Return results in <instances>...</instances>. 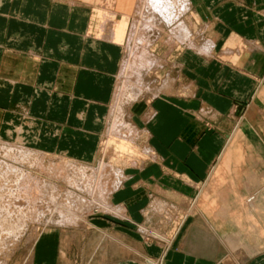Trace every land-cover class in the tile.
<instances>
[{"label":"crops","instance_id":"crops-1","mask_svg":"<svg viewBox=\"0 0 264 264\" xmlns=\"http://www.w3.org/2000/svg\"><path fill=\"white\" fill-rule=\"evenodd\" d=\"M188 1L213 39L181 53V76L167 74L151 99L145 130L159 162L127 167L135 175L122 169L113 217L87 227L94 242L56 226L40 236L30 264H264V0ZM103 10L99 1L0 0V139L96 154L125 58L116 21L106 35L95 29ZM246 104L239 130L235 114ZM147 221L142 231L168 241L143 242L137 227Z\"/></svg>","mask_w":264,"mask_h":264},{"label":"rangeland","instance_id":"rangeland-1","mask_svg":"<svg viewBox=\"0 0 264 264\" xmlns=\"http://www.w3.org/2000/svg\"><path fill=\"white\" fill-rule=\"evenodd\" d=\"M87 1H99L104 8L95 13V29L99 35L108 34L113 29L112 22L116 21L114 28L117 32L121 31L119 33L125 50L114 98L108 107L105 128L96 145V154L86 158L38 151L31 143L34 141L0 139V165L5 169L19 170H7L9 173L6 178L0 174V184H3L0 187V264H30L40 236L51 229L61 228L56 226H64L61 229L83 234L89 244L95 241L94 228L87 230V227H95L90 221L92 219L107 214L111 216L109 198L121 180L116 170L126 169L128 176L135 175L136 172L127 167H141L137 169L140 171L146 164L159 162V158L151 160L150 139L145 130L148 118L153 117L149 113L151 99L157 95V89L164 86L163 79L167 74L174 78L181 76L182 66L178 56L188 49L195 51L199 43L203 44L206 38L213 37L210 30L195 22L191 11L184 15L183 20L192 24L193 29L188 26L193 35L192 41L183 42L172 32L178 23L169 27L160 16L158 21L146 20L144 5L147 0ZM145 24H151V28ZM150 54L158 58L156 65L150 64L149 59L153 57ZM175 65H178L177 69H173ZM247 107L248 104L243 105L235 114L234 127L239 126V130L243 124L240 123L242 114L247 111ZM202 113L200 118L206 121V127L212 129V115L207 111ZM253 129L256 130V127L248 130ZM71 192L73 196L67 194ZM71 197H76L78 205L70 203ZM152 205L149 201L146 210H150ZM169 205L167 213L176 212V205ZM192 207V204H186L184 210L190 212ZM167 213L157 214L159 218L156 224L160 223L159 227L163 223L161 221L166 220ZM141 226L151 227L148 221L137 227L143 242L168 241L157 232L150 234L146 229L142 231ZM157 228L154 226L151 231ZM141 260L149 262L145 258Z\"/></svg>","mask_w":264,"mask_h":264},{"label":"bare ground","instance_id":"bare-ground-1","mask_svg":"<svg viewBox=\"0 0 264 264\" xmlns=\"http://www.w3.org/2000/svg\"><path fill=\"white\" fill-rule=\"evenodd\" d=\"M145 2H146V0H145ZM145 4V3H144ZM188 4H189V1L188 0H147V3H146V5H144L145 6V12L146 13H144V15H146V20L147 21H149V22H151V21H153V19L154 20H157V18L160 16V17H162V19L164 18V20L166 21V23H168L169 24V27H171L173 24H175V23H178V25L172 30V32L174 33L173 35L177 38V39H179V40H181V41H183V42H185L186 40L188 41V40H190L191 39V37H192V32H191V30L189 29V27H188V25H187V23L183 20V17H184V15H186V13H187V10H188ZM143 10H144V8H143ZM144 12V11H143ZM161 19V20H162ZM158 21V20H157ZM163 21V20H162ZM164 22V21H163ZM146 25V24H145ZM146 26H148L149 28H151V24H148V25H146ZM146 28V27H145ZM148 28V29H149ZM145 32V31H144ZM146 35V34H145ZM144 38V37H143ZM138 41V40H137ZM191 41H192V39H191ZM189 43V42H188ZM207 43H210V41H208ZM213 44V43H212ZM212 44H210V45H212ZM209 45V44H208ZM141 46V45H140ZM213 46V45H212ZM137 47H139V46H137ZM209 47V46H208ZM207 46L206 47H202V49H206V50H208L209 48H208ZM141 48V47H140ZM213 48V47H212ZM148 51V50H147ZM203 51V50H202ZM206 52H210V50L209 51H206ZM139 53V52H138ZM144 54H147V52H144ZM137 55V54H136ZM133 56V55H132ZM143 56V55H142ZM150 56L152 57L151 59H149L150 60V64H153L154 65V63H155V65H156V63H157V61H158V58H156V56L155 55H152V54H150ZM137 57V56H136ZM141 58V57H140ZM139 58V59H140ZM136 59L137 58H135V60L134 61H136ZM144 60V59H143ZM143 63H144V61H143ZM131 69V68H130ZM133 71V70H132ZM141 71V70H140ZM20 154V153H19ZM23 157H25L26 155H22ZM4 165H5V163H4ZM7 170H9V171H12V172H18L19 170H16V169H10V168H4V166H1L0 165V174H2L5 178H6V176H7V173H9ZM100 170V169H99ZM116 171H118L117 173H119V175L121 176V179H122V176H123V174H122V170H120V169H117ZM69 173H70V171H69ZM26 175V174H25ZM31 175V174H30ZM27 176H29V173H28V175ZM32 176V175H31ZM26 177V176H25ZM5 178H4V180H5ZM27 178V177H26ZM29 179V178H28ZM25 180V179H24ZM64 180V179H63ZM67 180V179H66ZM6 182H8V181H6ZM23 182V181H22ZM2 183V182H1ZM10 183V182H9ZM27 183V182H26ZM45 183V182H44ZM11 185H12V183H10ZM18 184V183H17ZM50 185V184H49ZM3 186V184L1 185L0 184V187H2ZM25 186V185H24ZM6 187V186H5ZM57 187V186H56ZM7 188V187H6ZM41 188V187H40ZM46 188H48L47 186H46ZM2 189V188H1ZM45 189V188H44ZM60 189V188H59ZM43 191V190H42ZM52 191V190H51ZM43 194H44V192H43ZM52 194V193H51ZM67 194H69V195H72L73 193L71 192V193H67ZM73 196V195H72ZM76 196V195H75ZM52 197H55V196H52ZM51 197V198H52ZM70 197V196H69ZM56 198V197H55ZM75 198V199H74ZM78 199V198H77ZM73 202V204H77V200H76V197H71L70 198V203H72ZM79 203V202H78ZM78 205V204H77ZM3 206V205H2ZM43 207V206H42ZM122 207V206H121ZM59 212V211H58ZM4 214V213H3ZM2 214V215H3ZM1 217V216H0Z\"/></svg>","mask_w":264,"mask_h":264}]
</instances>
